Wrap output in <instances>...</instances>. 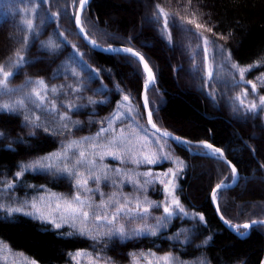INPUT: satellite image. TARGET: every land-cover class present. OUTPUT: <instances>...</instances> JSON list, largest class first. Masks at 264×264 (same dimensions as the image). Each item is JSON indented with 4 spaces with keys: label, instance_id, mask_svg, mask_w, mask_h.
<instances>
[{
    "label": "trees",
    "instance_id": "1",
    "mask_svg": "<svg viewBox=\"0 0 264 264\" xmlns=\"http://www.w3.org/2000/svg\"><path fill=\"white\" fill-rule=\"evenodd\" d=\"M157 5L164 9L169 25H174L168 30ZM78 7L74 0H0V64H12L17 51L26 60L23 67L11 69L17 73L8 84L13 91H0V104L25 101L22 109L0 111V240L38 264H75L70 254L77 251L99 256L100 264L105 259L110 264H132L131 253L148 251L172 253L182 264H261L264 226L252 228L241 238L221 223L212 203L216 185L232 182L231 170L204 150L176 145L148 127L142 105L146 79L142 64L133 57L104 55L86 45L75 24ZM194 18L203 27L189 23ZM26 19L32 21L34 32L24 30ZM82 26L96 44L129 47L148 60L156 78L149 93L150 109L160 129L192 142H210L228 155L240 179L234 188L217 194L224 218L240 225V232H244L245 223L264 220V109L259 107L264 85L257 79L264 76V0H93ZM200 37L211 42L207 56ZM50 42L56 47H45ZM257 61L260 66L245 74L246 80L257 84L253 93L251 85L240 82L231 64L247 67ZM40 79L49 87L63 86L55 96V113L43 111L27 98V82ZM124 95H129L135 106L134 120L125 115L126 108H117L127 103ZM253 102L258 107L250 111ZM117 112L122 119L115 120L112 128L117 133L124 129L132 154L122 152L123 162L109 154L102 160L95 157L108 178L99 184L89 179L92 191H81L82 198H89L94 206L113 194L118 199L140 196L161 203L168 199L165 184L169 176L164 174L169 169L176 171L182 162L174 180L175 194L189 215L180 213L170 218L154 236L100 235L95 240L81 235L69 223L57 228L46 219L25 215L33 211L26 205L42 196L56 193L71 197L77 193L75 178L58 171L65 163L71 166L76 157L69 153L67 161L53 162L56 167L27 170L17 179L21 165L60 151L71 140L96 136ZM33 113L40 116V127L25 121V116ZM63 114L70 119L61 121L59 115ZM64 123L69 127L64 128ZM145 131L154 142L144 153H155L160 159L153 164H136L132 160L140 157ZM111 135L106 133L99 142ZM76 167L87 176L83 166ZM116 169L123 174L117 175ZM149 171L150 178L138 175ZM129 176L152 182L141 192L129 182ZM9 183L14 187L7 188ZM22 205L23 212L9 215L5 211L9 206ZM40 207L45 210L44 204ZM151 213L143 221L136 218L120 223L129 233L143 224L155 227L163 208H153ZM200 215L205 218L203 222ZM89 226L95 234L96 226L91 221ZM99 231L106 232L107 228L100 226Z\"/></svg>",
    "mask_w": 264,
    "mask_h": 264
},
{
    "label": "snow or ice",
    "instance_id": "2",
    "mask_svg": "<svg viewBox=\"0 0 264 264\" xmlns=\"http://www.w3.org/2000/svg\"><path fill=\"white\" fill-rule=\"evenodd\" d=\"M191 2V0H189ZM74 3L78 4L79 12H83L85 10V6L89 3V0H74ZM158 12L161 16L164 17L163 26L165 30H168L170 27L174 25H169L168 18L163 8H160L157 5ZM75 23L77 26H80V31L84 32L83 27L81 26V19L79 13H77L75 18ZM189 23H194L196 28H201L203 25L196 23L195 18L190 20ZM29 32H34L33 24L30 19H26L25 21V29ZM209 31L211 29H208ZM171 38V33L169 32V39ZM225 38V37H221ZM203 43V51L207 56L208 47L211 46V42L207 37H200ZM27 41H25V44ZM93 46H96V42L92 41ZM45 47L55 48V42H50L45 45ZM121 51V50H117ZM125 53H130L134 57H138L141 62H143L144 71L147 74V79L143 85L144 90V103L143 107L147 112V120L148 124L151 125V128L155 130L156 133L159 134V137L164 138H174L177 142L181 141L179 137H173L172 133L161 130L157 127V124L153 122V113L150 109V102L147 97V91L151 85L155 83V77L152 72V69L149 67V64L144 61V57L140 56L139 53L135 52L132 48H125L122 50ZM218 51L223 52V49H219ZM17 59L10 65L0 64V91L4 93H8L13 91L8 88V84L12 77H14L17 73L12 71V68H21L26 63L25 56L21 51L16 52ZM228 59H231V54H228ZM259 61L254 62L253 64L248 65L247 67H241L236 63L231 64V68L238 71L240 82L245 85H251V91L253 93L256 92L257 84L251 80L245 79V74L252 70L254 67L260 66ZM72 75H77V73L73 72ZM209 78L212 77V72H208ZM261 84L264 85V76L258 77ZM28 86V100L34 103L37 107L41 108L43 111H47L49 113L57 112V102L55 100V96L58 95L63 86H51L42 79L40 80H29L27 82ZM79 91V89H75ZM244 97H247V90L242 93ZM240 100L241 104H243V100L241 97H237ZM123 100L127 102L126 104H118L117 108H126L125 115L134 120L135 117L133 115L134 105L130 99L129 95H124ZM25 106V101L23 99L15 101L14 104H0V111L6 112H14L19 109H22ZM257 104L255 102L251 103L249 110L255 111L257 110ZM259 107L264 109V95L259 97ZM59 119L61 121H68L70 117L67 114L59 115ZM117 119H122L121 114L119 112L114 113L112 118L108 120V127L101 128V130L94 137H84L81 140H71L68 143L62 145L61 150L57 152L50 153L47 156L40 157L39 159L32 161L28 164H23L20 167V170L16 173V178L19 179L23 176L24 172L27 170H36V169H51L56 167L54 161H67L69 158V153H72L73 156L76 157L74 163L69 166L65 163L62 167L58 168V171H62L67 173L68 175L75 178L77 193L74 196L66 197L61 196L56 193H51L47 198L40 197L39 200H34L30 204L26 206L33 209V211L24 212L25 215L34 216L35 218L46 219L50 223H54L57 228L61 227L62 223H69L77 232L81 235H87L92 239H97L100 235H119L122 238H131L132 236H139L144 234L156 235L157 228L164 226L167 221L182 213L185 216L189 215L184 207L182 206L179 198L175 194L176 185L174 184V180L177 177L178 171H181L183 168V163L179 162V167L176 171L169 169V173H165V176H169L165 184V191L168 194V199L161 202L155 203L152 201H148L145 197L141 199L140 196H136L132 199L128 197H123L122 199H118L115 194L109 196L107 201H103L100 205L94 206L89 198H82L81 191L83 192H91L92 189L88 188L89 179H93L95 183L99 184L100 180L107 179V172L100 168L97 165L95 157L99 156L102 160L104 155L109 154L112 155L114 159H120L123 162V152L124 155H131L132 148L130 147L131 142L127 137L123 135L124 129H120L119 133H117L112 125ZM40 120V116L35 115L33 113L31 116L26 115L25 121L29 124H32L34 127H40L38 121ZM103 123V122H101ZM64 128H68L69 125L67 123L63 124ZM47 131V129H45ZM106 133H112L110 138H108L105 142L101 143L100 138L104 137ZM3 133H0L2 136ZM157 138V141L159 140ZM145 143L140 146V157L139 159L133 157L132 162L136 164L147 163L153 164L160 159L155 153L153 154H145L144 149L149 147L154 141L148 136L145 131L144 135ZM203 143V147L205 149L211 150L212 154L218 155L220 158H224L223 151L214 147L212 144ZM89 145V148H84L83 145ZM78 150V151H74ZM169 156H164L163 159H169ZM229 163L231 167V172L233 178L238 176L237 168ZM83 166L87 171V176L82 174L76 166ZM117 175H122L120 169L115 170ZM138 175H142L144 177H152V173L144 172ZM129 182L133 183L137 188L142 192L144 189V185L152 182L150 179H145L143 182L137 181L133 179L131 176L128 177ZM161 183H165L164 181H160ZM224 184H217L216 188L212 191V199L215 201L217 199L218 192L225 187ZM14 187V184L9 183L7 188ZM99 191V189H97ZM103 195V194H101ZM44 204V209L42 210L40 205ZM24 206L21 207H7L5 211L9 215L12 213L23 212ZM3 207V205H0ZM163 208V215L157 217V225L155 227L149 226L147 224H143L140 227L132 229L129 233L126 230V227L123 223H120L122 219L133 220L139 218L140 220H146L148 216H150L151 209L153 208ZM95 208V210H94ZM102 209V211H101ZM111 210V211H109ZM219 211V208H218ZM204 216L200 215L199 220L204 221ZM221 219L224 220V216L221 215ZM59 220L60 222H57ZM90 221L97 228V232L94 234L92 231V227L89 226ZM225 223H229V221L224 220ZM257 221H252L251 223H245L242 225L244 229H249L253 224H256ZM260 223H264V221H260ZM100 226H105L107 228L106 232L101 233L99 231ZM234 228H240V225H233ZM244 235V233H240ZM71 235V233H69ZM72 259L75 261V264H100V257L94 256L92 253L86 251H77L75 253L70 254ZM132 256V264H182L179 261V258L174 256L172 253H166L164 255H157V253L148 251V252H139V253H131ZM0 264H38L37 261L30 259L28 257H24L23 253L14 252L4 241L0 240ZM104 264H110L108 259L104 260ZM203 264V262H201Z\"/></svg>",
    "mask_w": 264,
    "mask_h": 264
},
{
    "label": "water",
    "instance_id": "3",
    "mask_svg": "<svg viewBox=\"0 0 264 264\" xmlns=\"http://www.w3.org/2000/svg\"><path fill=\"white\" fill-rule=\"evenodd\" d=\"M92 2H93V0H89V3L85 6V10H84L83 12H79V7H78L77 13H79V15H80L81 26H82V18H83V16H84V14H85L86 12L89 11V9H90V7H91V5H92ZM77 13H76V15H77ZM75 24H76V23H75ZM76 27H77V31H78V33H79L81 39H82V40L84 41V43H85L86 45H88L93 51L98 52V53H101V54H104V55H124V56H130V57H133V58L137 59V60L142 64V67H143V62H141V61L139 60L138 57H134V56H132L130 53H125V52L122 51L123 49H125V48H129V47H104V46H101V45H98V44H96V46H93V44H92V41H93V40H92V39L86 34V31L84 30V32H81V31H80V26H77V25H76ZM82 27H83V26H82ZM83 29H84V28H83ZM117 50H121V51H117ZM133 50H134V49H133ZM134 51L137 52L136 50H134ZM137 53H139V52H137ZM139 55H140V56H143V55H141L140 53H139ZM143 57H144V56H143ZM144 61L147 62V63L149 64L148 60H147L145 57H144ZM149 67L151 68L150 64H149ZM151 69H152V68H151ZM143 70H144V67H143ZM152 72H153V70H152ZM144 74H145V77H146V79H147V74H146L145 71H144ZM153 74H154V72H153ZM154 77H155V74H154ZM146 79H145V81H146ZM155 82H156V78H155ZM154 84H155V83H154ZM154 84H153V85H154ZM153 85H151V86L149 87L148 91H147V97H148V100H149V93H150V90H151V88H152ZM143 103H144V90H143V93H142V105H143ZM143 108H144V107H143ZM144 111H145V115H146V121H147V124H148V120H147V112H146L145 108H144ZM153 122L155 123L154 118H153ZM148 127H149L154 133H156L155 130L151 128V125L148 124ZM157 127H158V126H157ZM161 130H163V129H161ZM170 133H171V132H170ZM156 134L159 135L158 133H156ZM172 136H173V137H179V136H177V135H175V134H173V133H172ZM162 138H163V139H166V140H168V141H170V142H172V143H174V144H176V145H187V146H192V147H195V148H198V149H202V150H204V151L207 153V156L218 158L221 162H223L225 165H227V167H228L230 170H231V167L229 166V163H226V161H227V162H230L231 165L235 166V165L232 163V161L230 160V158L228 157V155H227L223 150H222V151H223V153H224V158H220L218 155H216V154H212V153H211V150H209V149H205V148L203 147V143H202V142H205V143H209V144H211L210 142H206V141L192 142V141H189V140L184 139V138H182V137H179V138H180L181 141H184V142H177L176 139L171 138V137H169V138H164V137H162ZM212 145H213V144H212ZM213 146H214V145H213ZM214 147H216V146H214ZM237 173H238V176L235 177V178H233L231 183H229V184H224V185H226V186L223 187L220 191H222V190H226V189H230V188H234V187L238 184L239 179H240V174H239L238 169H237ZM212 203H213V206H214V208H215V210H216V214H217L219 220L221 221V223H222L226 228H228L229 230H231L233 233L237 234V235H238L239 237H241V238H244V237L248 236L252 228L257 227V226H264V223H260V221H264V220L257 221L256 224H253L249 229H246V231L244 232V235H241V234L237 231V228H234V227H233V224H232V223H230V222H229V223H225L224 220H226V219H225V218H224V220L221 219V215H222V213L220 212V210L218 211V208H219V207H218L217 199H216L215 201L212 199ZM227 221H228V220H227ZM261 264H264V260L262 261Z\"/></svg>",
    "mask_w": 264,
    "mask_h": 264
},
{
    "label": "rangeland",
    "instance_id": "4",
    "mask_svg": "<svg viewBox=\"0 0 264 264\" xmlns=\"http://www.w3.org/2000/svg\"><path fill=\"white\" fill-rule=\"evenodd\" d=\"M123 221H125V220H128V219H122ZM120 222V221H119ZM243 228V227H242ZM246 231V229L244 230V232ZM239 233H244V232H240V231H238Z\"/></svg>",
    "mask_w": 264,
    "mask_h": 264
}]
</instances>
